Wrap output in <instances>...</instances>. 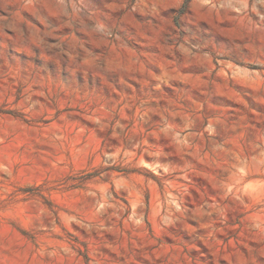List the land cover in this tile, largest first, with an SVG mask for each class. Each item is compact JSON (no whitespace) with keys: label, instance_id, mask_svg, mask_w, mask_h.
<instances>
[{"label":"rangeland","instance_id":"1","mask_svg":"<svg viewBox=\"0 0 264 264\" xmlns=\"http://www.w3.org/2000/svg\"><path fill=\"white\" fill-rule=\"evenodd\" d=\"M0 264H264V0H0Z\"/></svg>","mask_w":264,"mask_h":264}]
</instances>
